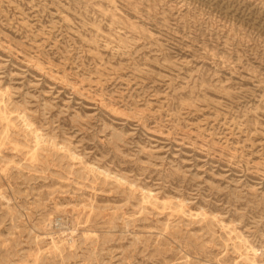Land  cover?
Listing matches in <instances>:
<instances>
[{
  "label": "rangeland",
  "instance_id": "rangeland-1",
  "mask_svg": "<svg viewBox=\"0 0 264 264\" xmlns=\"http://www.w3.org/2000/svg\"><path fill=\"white\" fill-rule=\"evenodd\" d=\"M0 264H264V0H0Z\"/></svg>",
  "mask_w": 264,
  "mask_h": 264
},
{
  "label": "bare ground",
  "instance_id": "bare-ground-1",
  "mask_svg": "<svg viewBox=\"0 0 264 264\" xmlns=\"http://www.w3.org/2000/svg\"><path fill=\"white\" fill-rule=\"evenodd\" d=\"M241 76V75H240ZM78 92V91H77ZM83 94V93H82ZM114 181V180H113Z\"/></svg>",
  "mask_w": 264,
  "mask_h": 264
}]
</instances>
